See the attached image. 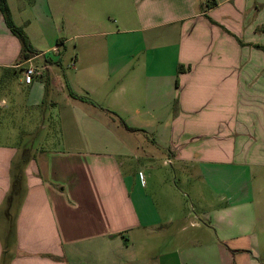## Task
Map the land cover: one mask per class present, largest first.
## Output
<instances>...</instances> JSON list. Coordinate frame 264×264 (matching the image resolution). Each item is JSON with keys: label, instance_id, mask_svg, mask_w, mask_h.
Segmentation results:
<instances>
[{"label": "crops", "instance_id": "obj_1", "mask_svg": "<svg viewBox=\"0 0 264 264\" xmlns=\"http://www.w3.org/2000/svg\"><path fill=\"white\" fill-rule=\"evenodd\" d=\"M8 3L40 54L0 11V264H264V0Z\"/></svg>", "mask_w": 264, "mask_h": 264}, {"label": "rangeland", "instance_id": "obj_2", "mask_svg": "<svg viewBox=\"0 0 264 264\" xmlns=\"http://www.w3.org/2000/svg\"><path fill=\"white\" fill-rule=\"evenodd\" d=\"M115 20L116 18H110V22H112V24L115 23ZM56 42H51V46L55 45ZM44 47H48V42H43L42 44ZM75 42L73 41H70L68 44H67V48L66 49H61V57L63 59L62 63H56L54 65H52V68L51 70H57L61 76V79L62 81L64 82L65 86H66V75H70V74H75V70H78L77 66H76V61H75V57H76V48H75ZM44 51V55L46 56V58L48 59H52L53 61H56V58L58 57V54H55L53 52H46L45 50ZM83 61V64L84 66L88 67L89 70H93L96 68L97 66V62L99 60H94L92 58H88V59H82ZM104 61V60H102ZM142 62H143V59L141 60H133L131 63H132V66L135 67L136 70H140L141 69V66H142ZM45 58L44 57H41L39 58L37 61H36V65H38V70H45L43 67L45 65ZM35 67V66H34ZM37 68V67H36ZM46 77H47V74H46ZM40 80V79H38ZM7 86L5 87H1L0 88V101L2 100H11L10 98V94H9V91L6 90ZM70 89L66 87L65 91L64 92H57L55 90V87L53 90H50V93L48 94V97H47V100L48 102H57V103H60L59 105H63L64 102L66 101L67 98H69V94H70ZM62 108V106H61ZM46 111H49L51 114L50 115H53L54 114H57L58 111H59V106L58 107H48V108H45ZM160 162V161H159ZM165 171H169V172H172V167L171 166H166L165 168ZM185 176H183L181 174L180 176V180L179 182H177V185L178 187L180 188V190L186 194V197H183V200H184V203L187 204V210L188 211H192L193 209L190 207L191 206V202L195 203L194 199H193V195L191 193V188H190V185L185 182ZM189 195L191 196L192 199L189 198ZM196 206V205H195ZM5 207L7 208V204L5 205ZM192 209V210H191ZM196 208H194L195 210ZM186 211V210H185ZM14 212H15V207L13 209V211L11 212L12 215H14ZM1 216V215H0ZM7 219V218H6ZM186 225L187 228H189V223L188 224H184V223H181L179 224V228L177 230V234H180L181 233V228ZM182 235V234H180ZM171 238H173V236L171 235ZM164 253H168V251H165Z\"/></svg>", "mask_w": 264, "mask_h": 264}, {"label": "trees", "instance_id": "obj_3", "mask_svg": "<svg viewBox=\"0 0 264 264\" xmlns=\"http://www.w3.org/2000/svg\"><path fill=\"white\" fill-rule=\"evenodd\" d=\"M0 11L2 15L4 16L7 27L9 28L11 33L20 40L22 44V59L28 60L30 58H33L39 55L40 52L36 51L32 47L30 39L27 33L25 32V30L14 22L8 0H0ZM183 70L184 69L182 68V66L178 68L179 73L183 72ZM71 95L74 96V94L72 93ZM116 116L119 118L121 124L124 125L128 130L135 131V132L141 131V130L130 128L118 115ZM20 182H21V179L19 176L14 177L12 192L10 194V197L8 198L9 202L12 200L14 195L19 191Z\"/></svg>", "mask_w": 264, "mask_h": 264}, {"label": "built area", "instance_id": "obj_4", "mask_svg": "<svg viewBox=\"0 0 264 264\" xmlns=\"http://www.w3.org/2000/svg\"><path fill=\"white\" fill-rule=\"evenodd\" d=\"M41 72L38 70V68L34 67V66H30L28 68L25 69V81L28 84H31L33 81V78L35 76H40Z\"/></svg>", "mask_w": 264, "mask_h": 264}]
</instances>
